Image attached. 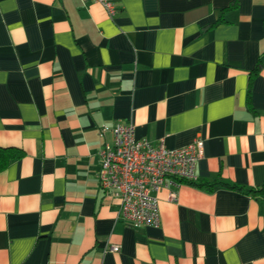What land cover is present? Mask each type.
Returning a JSON list of instances; mask_svg holds the SVG:
<instances>
[{
	"label": "crops",
	"instance_id": "obj_1",
	"mask_svg": "<svg viewBox=\"0 0 264 264\" xmlns=\"http://www.w3.org/2000/svg\"><path fill=\"white\" fill-rule=\"evenodd\" d=\"M111 1L0 0V264H264V0ZM130 121L203 141L156 227L98 185L99 130Z\"/></svg>",
	"mask_w": 264,
	"mask_h": 264
},
{
	"label": "built area",
	"instance_id": "obj_2",
	"mask_svg": "<svg viewBox=\"0 0 264 264\" xmlns=\"http://www.w3.org/2000/svg\"><path fill=\"white\" fill-rule=\"evenodd\" d=\"M101 4L109 17L115 15L111 0H88ZM111 134L97 152L99 188L119 201V217L132 227L158 226L159 212L154 195L168 191V200L177 199V189L184 181L196 180L195 165L202 157L200 138L179 148H167L161 142L136 138L133 122L102 126L100 137ZM110 251L118 252L113 245Z\"/></svg>",
	"mask_w": 264,
	"mask_h": 264
},
{
	"label": "trees",
	"instance_id": "obj_3",
	"mask_svg": "<svg viewBox=\"0 0 264 264\" xmlns=\"http://www.w3.org/2000/svg\"><path fill=\"white\" fill-rule=\"evenodd\" d=\"M255 69V68H254ZM20 155V151L11 148L0 147V171L3 170L9 163V161ZM250 192L254 190H249ZM256 191H264V189H258Z\"/></svg>",
	"mask_w": 264,
	"mask_h": 264
}]
</instances>
